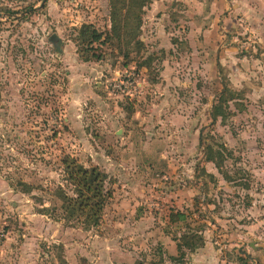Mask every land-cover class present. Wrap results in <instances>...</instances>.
Here are the masks:
<instances>
[{"label": "rangeland", "instance_id": "obj_1", "mask_svg": "<svg viewBox=\"0 0 264 264\" xmlns=\"http://www.w3.org/2000/svg\"><path fill=\"white\" fill-rule=\"evenodd\" d=\"M84 24L110 39L81 43ZM177 26L128 47L110 0H0V264H191L201 248L171 259L190 232L264 264V48ZM131 72L134 96L115 87ZM67 155L108 175L99 226L63 216Z\"/></svg>", "mask_w": 264, "mask_h": 264}, {"label": "trees", "instance_id": "obj_2", "mask_svg": "<svg viewBox=\"0 0 264 264\" xmlns=\"http://www.w3.org/2000/svg\"><path fill=\"white\" fill-rule=\"evenodd\" d=\"M152 2L153 0H110L112 33L121 45L125 44L130 47L133 44L139 48L145 46L139 37L142 29V17L145 7ZM103 35V32L98 28L89 24H84L80 30L81 43L87 45L101 44L106 39H110L107 36L105 40H102ZM80 49L82 50V46ZM91 49L93 48L88 50ZM83 50L82 53L88 51L86 48ZM219 116L222 115L213 112L214 120ZM205 155L207 162L215 163L219 169L222 167L224 154L221 151H217L220 158L218 160L214 147L209 145L205 148ZM62 165L64 180L67 184H60L54 194L61 201L60 209L64 218L78 220L86 229L99 226L104 216L105 207L113 198V192L106 187L108 175L99 166L86 167L70 155L62 159ZM204 243V237L201 234L194 232L183 234L177 242L178 256L171 257V259L183 263L187 251H196L202 248ZM238 262L244 264L242 258Z\"/></svg>", "mask_w": 264, "mask_h": 264}, {"label": "crops", "instance_id": "obj_3", "mask_svg": "<svg viewBox=\"0 0 264 264\" xmlns=\"http://www.w3.org/2000/svg\"><path fill=\"white\" fill-rule=\"evenodd\" d=\"M175 18L178 19L177 23ZM144 22L142 29L146 37L143 36V40L149 39L154 43H149L152 48L157 45L160 48L169 47V41H165L166 36L168 31L176 30V24L177 30L187 28L192 32H203V36L206 32L226 33L229 39L234 38L233 41L245 34L257 39L264 48V0H153L146 8ZM216 60L218 64L220 60ZM253 251L251 259L258 261L253 255L261 250L258 247L253 248ZM261 252V262L264 263V252ZM117 253L123 261H128L129 252L117 250ZM191 260V264H228L219 256V249L208 242L197 253L191 254ZM106 264L115 263L109 258Z\"/></svg>", "mask_w": 264, "mask_h": 264}, {"label": "built area", "instance_id": "obj_4", "mask_svg": "<svg viewBox=\"0 0 264 264\" xmlns=\"http://www.w3.org/2000/svg\"><path fill=\"white\" fill-rule=\"evenodd\" d=\"M137 83V82H136ZM135 72H131L121 80L120 84H115V87L121 90V93H125L130 96H134L136 91Z\"/></svg>", "mask_w": 264, "mask_h": 264}, {"label": "water", "instance_id": "obj_5", "mask_svg": "<svg viewBox=\"0 0 264 264\" xmlns=\"http://www.w3.org/2000/svg\"><path fill=\"white\" fill-rule=\"evenodd\" d=\"M54 38V37H53Z\"/></svg>", "mask_w": 264, "mask_h": 264}]
</instances>
